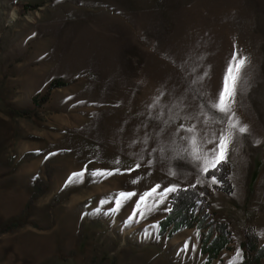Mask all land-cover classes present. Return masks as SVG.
<instances>
[{
  "label": "rangeland",
  "instance_id": "1",
  "mask_svg": "<svg viewBox=\"0 0 264 264\" xmlns=\"http://www.w3.org/2000/svg\"><path fill=\"white\" fill-rule=\"evenodd\" d=\"M234 51L230 194L202 168ZM173 187L197 216L162 231ZM263 228L264 0H0V264H264Z\"/></svg>",
  "mask_w": 264,
  "mask_h": 264
},
{
  "label": "snow or ice",
  "instance_id": "2",
  "mask_svg": "<svg viewBox=\"0 0 264 264\" xmlns=\"http://www.w3.org/2000/svg\"><path fill=\"white\" fill-rule=\"evenodd\" d=\"M247 63V57L240 56L237 51H234L232 57L226 68V73L223 78L222 88L218 94L217 102L211 105L212 108L217 109L219 112L224 113L229 116L230 127L229 130L222 136L217 138L216 146L209 150L207 156L205 157L206 163L202 168L204 173H209L210 171L216 169L223 161L227 159L228 146L232 142V131L231 129H237L240 133L247 132V126L241 125L238 119L232 120L235 117V112L233 111V105L235 104V95H236V86L240 80L241 72ZM206 75V74H205ZM189 131H194V128L189 129ZM192 143L195 145L196 141L193 139ZM213 143V141H209ZM194 158L199 160L201 159L199 155V149H194ZM139 167V164H137ZM116 171H119L118 169ZM114 174L113 172L107 171H96L93 175L108 176ZM84 175V172L73 173L69 178V183L81 178ZM212 182L215 183V176L211 177ZM176 189L169 188L167 191H175ZM155 191V189L153 190ZM132 193H123L119 194L120 200L129 198ZM119 200L117 203L119 204Z\"/></svg>",
  "mask_w": 264,
  "mask_h": 264
},
{
  "label": "trees",
  "instance_id": "3",
  "mask_svg": "<svg viewBox=\"0 0 264 264\" xmlns=\"http://www.w3.org/2000/svg\"><path fill=\"white\" fill-rule=\"evenodd\" d=\"M52 83L50 84V86ZM214 175L220 182V186H216L220 190L230 193L232 191L231 183L227 176L228 171L223 161L216 169L207 173V175ZM206 192V191H204ZM172 202L169 212L160 220V230L164 231L169 225H172L169 232H172L183 226H190L193 224L194 219L197 216V199L199 197L195 188L184 187L179 188L171 194ZM226 224L223 222H217V235L212 243V248L218 250L222 248L228 242V230ZM240 246L244 249H251L252 244L249 241H242ZM259 257L264 256V244L257 250ZM238 264H250L246 259L242 260Z\"/></svg>",
  "mask_w": 264,
  "mask_h": 264
},
{
  "label": "crops",
  "instance_id": "4",
  "mask_svg": "<svg viewBox=\"0 0 264 264\" xmlns=\"http://www.w3.org/2000/svg\"><path fill=\"white\" fill-rule=\"evenodd\" d=\"M258 136H259V134H258ZM262 136V135H261ZM236 141H240V139L238 138V139H236ZM263 141V137H256V139H253V143H255V142H257V143H261ZM232 152V151H231ZM234 152H236L235 154H234V156L233 157H235V156H238L237 155V153H238V151H234ZM232 192V191H231ZM231 192H230V194H231ZM257 195V194H256ZM219 222H225V223H227V224H230V221H229V219L228 218H224V217H222L220 220H219ZM263 230H264V228H263Z\"/></svg>",
  "mask_w": 264,
  "mask_h": 264
},
{
  "label": "bare ground",
  "instance_id": "5",
  "mask_svg": "<svg viewBox=\"0 0 264 264\" xmlns=\"http://www.w3.org/2000/svg\"><path fill=\"white\" fill-rule=\"evenodd\" d=\"M16 17V13L13 14L12 18Z\"/></svg>",
  "mask_w": 264,
  "mask_h": 264
}]
</instances>
